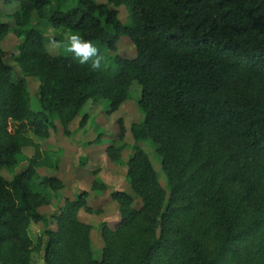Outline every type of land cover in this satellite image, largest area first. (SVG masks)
I'll use <instances>...</instances> for the list:
<instances>
[{
  "label": "trees",
  "instance_id": "16d2710c",
  "mask_svg": "<svg viewBox=\"0 0 264 264\" xmlns=\"http://www.w3.org/2000/svg\"><path fill=\"white\" fill-rule=\"evenodd\" d=\"M0 1L17 7L14 29L0 20V42L9 33L19 40V77L0 48V169L12 175H0V264H35V253L41 264H264V0ZM65 34L100 52H114L125 37L135 56L116 57L113 72H95L62 48L47 51ZM29 80L37 82L35 95ZM127 102L129 128L116 118L121 144L108 139L105 149L124 166L128 191L110 192L119 216L112 227L99 225V256L95 229L78 218L99 213L85 192L65 199L52 217L55 229L34 237L31 226L45 223L40 208L64 189L57 177H38L60 158L34 139L59 129L68 137L74 122L86 134L89 121L97 135L91 144L99 145L91 110L104 104L99 115L114 118ZM25 148L33 153L13 173ZM107 190L91 183L97 195Z\"/></svg>",
  "mask_w": 264,
  "mask_h": 264
},
{
  "label": "rangeland",
  "instance_id": "374dc122",
  "mask_svg": "<svg viewBox=\"0 0 264 264\" xmlns=\"http://www.w3.org/2000/svg\"><path fill=\"white\" fill-rule=\"evenodd\" d=\"M98 3H105V0H95ZM17 9L13 6H5L3 2L0 1V14L1 22L8 25L12 30L15 27L14 20L10 17L12 13ZM118 17L122 23H127L128 12L125 7L121 6L118 8ZM58 34L55 30H51L47 35L52 36ZM18 39L14 34H7L4 39L0 42V48L7 52L5 61L12 66L14 70L15 77H19V69L13 61L14 58V47L18 44ZM47 51L55 55L57 54L58 49H52L49 47V44L46 46ZM13 52V53H12ZM104 57V68L110 69L111 72L115 71L116 68V57L121 59H131L135 56V50L129 40L125 37H122L114 52L109 50H104L100 52ZM62 54L66 57L72 58L74 61H77L69 53H66L62 48ZM38 85L37 82L29 80L28 90L31 95H35ZM133 91V90H132ZM135 94L138 96L139 89L135 90ZM133 96V93H132ZM131 103V102H130ZM125 103L118 111V115L105 116L99 115L100 112H106V107L104 104L98 105V109H92L91 120L90 122L98 123L99 130L101 128V143L99 145L91 144L92 141L97 137L91 131L92 125L86 124V127L89 132L86 131V134H83L82 131L77 130L76 122L72 123L70 126V133L68 137L63 136L62 130L50 131L49 137L46 140L36 142L40 144L41 150L45 151L50 148V151L56 152V155H59V166L56 170L49 169H39L38 177L43 176H54L59 178L63 184L64 189L58 193L56 198H50V203L47 206L40 208L39 212L44 217L45 223L33 224L31 226V233L34 237L38 236L41 231L46 228L54 230L55 224L52 219L59 208L63 206L64 200H75V198L81 193L85 192L87 194V205L91 209L98 210V215H88L83 211H80L78 218L81 222L91 224L95 231L92 235V247L96 257L99 256L101 250V240L98 237V229L101 223H106L108 226L112 227L118 221V206L113 203L110 198V192L116 189L126 190L127 184L125 182V168L123 165L117 164L115 161L111 160L106 154V147L110 142H114L116 145L121 144L117 141L118 128L116 126V118L120 117L123 120L124 126L126 129L129 128L131 117L133 113H130L131 104ZM36 105H33V108H36ZM94 107V106H93ZM89 109V104L84 107V112H87ZM94 117V118H93ZM141 116H135L133 119L137 121ZM92 136H91V135ZM87 135V136H86ZM129 135L126 136L125 141L128 142ZM109 139V140H108ZM131 140H129V144ZM144 150L151 154L152 149L144 146ZM123 152L122 161L125 162L128 154L130 152ZM33 153V150L30 148H25L20 155L22 161L14 169L13 173H17L22 170L26 165V158L30 157ZM84 162V165L82 164ZM157 171L158 180L160 184L167 189V183L162 172L159 171L158 167L155 166ZM0 175L4 176L7 179H10L12 175L7 173L5 170L0 169ZM98 179L101 183L106 184L108 190L104 193L97 195L91 191V183L93 180ZM128 191V190H126ZM34 239V238H33ZM40 254H32V261L35 264H41L39 259Z\"/></svg>",
  "mask_w": 264,
  "mask_h": 264
},
{
  "label": "clouds",
  "instance_id": "9594fccd",
  "mask_svg": "<svg viewBox=\"0 0 264 264\" xmlns=\"http://www.w3.org/2000/svg\"><path fill=\"white\" fill-rule=\"evenodd\" d=\"M49 47L52 49L63 48L66 53L78 60L79 64H88L92 71H101L104 66L105 57L100 53L98 47L91 41L84 40L80 35L65 34L62 42L50 41ZM89 62H91L89 64Z\"/></svg>",
  "mask_w": 264,
  "mask_h": 264
}]
</instances>
